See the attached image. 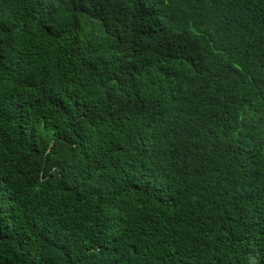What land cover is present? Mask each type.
<instances>
[{"label":"trees","instance_id":"trees-1","mask_svg":"<svg viewBox=\"0 0 264 264\" xmlns=\"http://www.w3.org/2000/svg\"><path fill=\"white\" fill-rule=\"evenodd\" d=\"M0 264H264V0H0Z\"/></svg>","mask_w":264,"mask_h":264}]
</instances>
